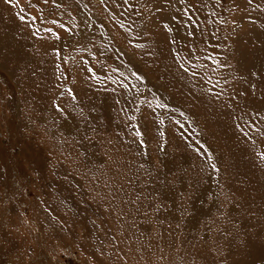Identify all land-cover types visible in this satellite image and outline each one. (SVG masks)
Instances as JSON below:
<instances>
[{
    "label": "rangeland",
    "instance_id": "rangeland-1",
    "mask_svg": "<svg viewBox=\"0 0 264 264\" xmlns=\"http://www.w3.org/2000/svg\"><path fill=\"white\" fill-rule=\"evenodd\" d=\"M0 264H264V0H0Z\"/></svg>",
    "mask_w": 264,
    "mask_h": 264
}]
</instances>
